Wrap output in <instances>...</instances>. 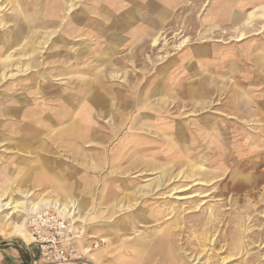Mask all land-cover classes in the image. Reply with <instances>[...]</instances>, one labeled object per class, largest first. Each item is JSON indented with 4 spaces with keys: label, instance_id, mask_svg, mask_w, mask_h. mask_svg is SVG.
<instances>
[{
    "label": "rangeland",
    "instance_id": "374dc122",
    "mask_svg": "<svg viewBox=\"0 0 264 264\" xmlns=\"http://www.w3.org/2000/svg\"><path fill=\"white\" fill-rule=\"evenodd\" d=\"M62 1L0 0V108L62 105L78 110L84 106V83L102 78L118 92L110 95L108 104L125 112L111 106L109 114L92 113L89 120L102 127L104 136H99L106 142L77 145L87 159L73 156L67 145L50 140V135H43L46 143L27 138L28 132L4 130L0 195L6 202H24L19 212L3 213L6 224L26 223L27 208L34 203L61 200L49 193L57 186L72 192L85 211L87 220L81 222L77 201H65L77 205V213L74 209L69 213L74 215V228L84 225L89 235L84 256H77L80 264H96L89 261L88 248L90 254L110 255L119 247L132 260V238L136 242L155 234L146 248L149 264H264V106L257 96L261 65L255 63L264 57V20L255 16L247 39L236 42L229 10L240 9L241 0L233 5L230 0L184 1L165 20L146 7L148 1L162 4L160 0H72L69 15V6ZM220 4L227 17L220 16ZM90 16L92 23L85 26ZM154 19L161 23L159 28L148 23ZM70 21L79 30L71 39L76 44L73 50L88 45L92 61H55L59 26L72 25ZM16 38L19 45H14ZM99 55L108 62L101 65ZM40 69L41 80L48 79L39 86L52 85L51 91L36 90L38 83L30 77H38ZM198 79H205V97L192 94ZM171 136L176 143L172 153L167 149ZM44 144L47 151H42ZM40 165L49 170L39 174ZM22 175L30 176L24 187L18 182ZM39 176L43 187L35 189L32 177ZM19 188L33 193L25 198L14 193ZM149 192L152 195L143 196ZM95 215L100 219H90ZM106 217L117 228L111 235L112 247L111 241H102L106 235L92 227ZM169 226L174 229L173 251L161 255L153 242L166 238Z\"/></svg>",
    "mask_w": 264,
    "mask_h": 264
},
{
    "label": "crops",
    "instance_id": "0c3cea01",
    "mask_svg": "<svg viewBox=\"0 0 264 264\" xmlns=\"http://www.w3.org/2000/svg\"><path fill=\"white\" fill-rule=\"evenodd\" d=\"M160 1L162 2V4L148 1L146 3L147 6L145 5L148 8V13L151 11V15H157L160 20H165V18L169 16L170 12L174 13V11L179 10L182 7V2L184 3V1H186V2L191 3V0H160ZM238 1L239 0H230L227 2H230L231 5H233L234 2H238ZM215 2H216V4H218V2L222 3V0H216ZM261 5H264V0H241L240 4L238 5L240 7V9L231 8V11L236 10L237 13L238 12L242 13V11H243L244 15H249L250 13H253L255 16L260 17L261 14L256 15L255 12H259L258 9H260L259 7H261ZM246 7L247 8L252 7L253 11L249 12L248 9L245 11ZM185 8H187V7L185 6ZM135 9L137 10V12L140 11L139 8H137V6L135 7ZM197 10L199 12H201L199 8ZM197 12H194L193 14L196 15L195 13H197ZM218 12L220 13V16H223L222 4L219 5ZM231 15H232V13L230 12V16ZM58 21L59 20L57 19L55 21V24H57ZM70 22L72 25L67 24L66 26H64L61 24L62 26H59V30H58L59 32L56 36L58 38L56 39V43H55V47H56V49H55L56 55L54 58L55 61L61 60L65 63H67L68 61L70 62L72 59H75V60L87 59L89 61L90 60L92 61L91 56H92V50L93 49L91 48V46H90L91 50L88 49V45L85 46L84 48H82L78 52L73 50L74 47L76 46V44H74V42L71 39L76 37V34L79 32V30H78V27L76 26V24L74 23V21L73 22L70 21ZM91 23H92V18L90 16L89 17V23L85 26H89ZM148 23L150 24V26H152L154 28H159V26L161 25V23H159L156 19L149 20ZM70 41H71V43H69ZM215 43H218V42L216 41ZM8 45L10 48L11 43L9 42ZM152 45H153V43H152ZM61 46H62V48L60 49ZM88 51H90V52H88ZM256 59L258 61L255 63H257V65H259V66L261 65L260 69L258 70L259 75H258V80H257L261 83V87L259 86L257 88V90H258L257 96L260 97V99L262 100V101H260V103H262V105L264 106V57L256 58ZM97 60L101 65H104L108 62V59L104 55H99L97 57ZM24 64L25 63H23L22 65L24 66ZM40 72H41V69L39 70L40 76L38 75V77H36L33 75L30 77L34 81V83H36V82L38 83L37 87L41 84V81H42L41 80V78H42L41 74L42 73H40ZM253 72H255V69H253ZM55 73H56V70H55ZM100 74H101V72H100ZM59 75L60 76L64 75V73H60ZM55 76H56V74H55ZM116 77H118V76H113V78H116ZM46 79H48V78H45L43 80V82L45 81L44 84L46 83ZM182 79L183 80L187 79V76H184V78H182ZM160 80H162V79H160ZM160 80H158V81H160ZM163 80L167 81L166 79H163ZM195 82H198L199 85L197 86V88H196V85L194 86L195 88H194L193 92L197 89L201 90L202 88L206 89V92H207L208 89L206 88V85L202 84V83H205V79H198ZM84 85L86 87V90L84 91V96L82 97V98H84V106L81 108H78V110L77 109L72 110V109L65 107V106H62V105L55 108V109L37 108V109L4 110V109L0 108V130H1L0 131V153L6 152V148H3L4 146H6V144H5L4 139H2L4 137L3 136L4 130L13 129L15 133H18V131L20 130L23 135H25L24 134L25 132H28L29 134L25 135L27 138L37 139L39 141L45 140L46 143L48 142V140H46L45 137H48V135H50L49 136L50 140H52V141L58 140L59 142L64 143V145H67L69 147V149L71 150V154L73 156L79 157L82 159H87L89 157V155L86 154L85 152H83L81 149H79V147H77V145L81 146V145H87V144L95 143L92 140H101L102 142L103 141L106 142L105 137L100 138V136H99L100 134H103V130L101 129L102 127L96 128L94 122H92V120H89L92 117L91 116L92 113L95 110H98L101 114L102 113L104 115L109 114L112 111V109L109 108L111 106L115 107L114 111L119 112V113L125 112V110H120L121 106H118L117 104H108V102L110 101V98H111L110 95L117 96L118 92H114L113 90H111L110 85L108 84L107 81L103 80L102 78L101 79L99 78V79L95 80V82H92V81L87 82V83L85 82ZM37 87H36V90L40 91V92H43V91L48 92V91H51V88H53L52 85L39 86L38 89H37ZM188 90L190 92H192L191 85L188 86ZM27 91H30V90H27ZM52 91L56 92V89L52 90ZM210 93H211V91H210ZM207 94L208 93H206L203 96L205 97ZM198 96L203 97L201 95H198ZM89 108H90V110L88 112ZM81 112L88 113L87 114V116H88L87 121L85 120L86 118H83V119L79 118V115ZM6 114L8 115V117ZM49 115H50V117H49ZM27 117H28V119H27ZM57 118H59V119H57ZM4 119H7V120H4ZM47 120H48V122H47ZM84 121H86V122H84ZM262 121L264 123V108H263V114H262ZM55 124H57L60 127H58ZM82 126H83V128H82ZM79 127H81V130ZM263 128H264V126H263ZM82 129H83V131H82ZM47 131H49L48 134H47ZM79 131H81V132H79ZM84 131H85V133H84ZM43 135H45V137ZM94 136H98V137L95 138ZM7 140L12 142L11 140H13V139H7ZM73 145H75V146H73ZM42 151H47V150H45V144L42 148ZM38 169H39L38 170L39 174H44L47 172V170H49V167L40 165L38 167ZM29 178H30L29 175H22V177L18 180V182L22 183L21 185H23V187H24L25 185H28L30 183ZM32 178L35 180V184H36L35 189H40L39 187H41V186L43 187V185H42V183L44 181L43 178H41L40 176L37 179H36V177H32ZM55 187H56L55 188L56 190H53L52 192H49V193H52L55 195L58 194L60 197H62V199H64V200L58 199L57 201H60V202L66 201L68 203L72 202V201L73 202L77 201L76 199H73V197H72L73 194L69 190H65L62 188L59 189V187H57V186H55ZM14 193H17L19 195L24 196V194H26V193L31 195V193H33V192H31L30 190L25 191L22 188H19V189H16ZM45 193H48V192H45ZM42 194H44V193H42ZM66 202H65V204H66ZM77 203L80 204L78 201H77ZM50 207H51V205L46 207V208H50ZM46 208H43V209H46ZM83 221H85V220H82L81 222H83ZM13 226H14V224H12V223L7 225V227H11V228ZM83 226L84 225H79L73 229V234H75L76 238H74L72 240L70 245L75 250V257L80 256V255L84 256L83 251L85 248L86 241L89 237L88 234L84 233L85 230L82 229ZM1 232L2 231L0 228V264H41V262L38 260V251H37L35 245H33L31 243L30 238L25 239V238L20 237V236L6 237ZM113 236H111L110 238H112V239L109 240V241H111V243L114 241ZM139 238H137L136 242L134 241L135 239H133V238L129 242L130 248H134L132 250L134 251L135 257L132 260H130L131 259L130 255H128V254L124 255V253H122L119 250V247H117V248H115V251L113 253H111L110 255H109V253H106L105 251H100V252L94 253V255L97 256V259H98V261H96V262L92 261L88 255L89 261L98 264V263L108 259L106 264H113L114 261L116 264H128V261H130V262L132 261V263H133V261L135 259H137V258L139 259V256L136 253L142 252L141 248L139 247L140 250L138 248V246H140V244L138 243ZM134 244H136V246H133ZM112 245L113 244H111L110 247H112ZM125 248H126V244H125ZM137 248H138V250H136ZM122 254H123V256H122ZM75 257L72 258V264H80L77 260H75Z\"/></svg>",
    "mask_w": 264,
    "mask_h": 264
},
{
    "label": "bare ground",
    "instance_id": "6f19581e",
    "mask_svg": "<svg viewBox=\"0 0 264 264\" xmlns=\"http://www.w3.org/2000/svg\"><path fill=\"white\" fill-rule=\"evenodd\" d=\"M61 1V0H60ZM81 1V0H80ZM62 2H64L65 4H67V6H69V10H68V15L70 14V13H72V10H73V1L72 0H63ZM4 3V2H3ZM57 6H58V8H62L63 7V5H59V4H57ZM238 6V5H237ZM43 8V7H42ZM180 8V7H179ZM19 10V9H18ZM41 10V9H40ZM231 13H232V15L230 16V20H231V22L233 23V24H235V28L233 27V34H232V38L236 41V42H238V41H244L245 39H247V35L249 34V33H251V27H252V22H253V20H254V17H255V15L253 14V13H250L249 15H244L243 13V11H242V13H237L236 12V10H233V11H231V10H229ZM176 12V11H175ZM247 13V12H246ZM230 14V13H229ZM55 16L57 17V18H59L60 16H59V13H58V11L56 10V14H55ZM54 16V17H55ZM224 16H226L225 14H223V16L222 17H224ZM45 17H47V16H45ZM227 17V16H226ZM260 17L264 20V6L262 7V11H261V15H260ZM66 23V22H65ZM240 23H241V25L242 26H240ZM52 24V23H51ZM64 24V23H63ZM26 25H27V23H26ZM17 26V25H16ZM62 28V27H61ZM43 31V30H42ZM261 31V30H260ZM9 33V32H8ZM261 33V32H260ZM44 35V34H43ZM64 35V34H63ZM8 37V36H7ZM42 37H44V36H42ZM10 38V37H9ZM19 38V37H18ZM22 38V37H21ZM50 38H51V36H49L48 37V40H50ZM1 40V39H0ZM12 40V39H11ZM21 40V39H20ZM24 40V39H23ZM42 40V39H41ZM45 40V39H44ZM254 40V39H253ZM18 39L16 38V40H15V44L14 45H16V44H18ZM51 42H52V40H51ZM218 42V41H217ZM228 42V41H227ZM1 43V42H0ZM8 42H6V44H7ZM20 43H22V41L20 42ZM185 43V42H184ZM29 44V43H28ZM31 44V43H30ZM157 44H158V42L157 41H154L153 42V45L154 46H157ZM19 45V44H18ZM34 45V44H33ZM40 45V44H39ZM59 46V45H58ZM37 47V46H36ZM43 47V46H42ZM182 46L180 45V48H181ZM62 48V46L60 47V49ZM13 49V48H12ZM10 50V49H9ZM36 51V50H35ZM217 52V51H216ZM37 53V52H36ZM9 57V56H8ZM20 57V56H19ZM12 58V57H11ZM40 58V57H39ZM43 58V57H42ZM23 59V58H22ZM29 59V58H28ZM9 61H10V59H9ZM20 63V62H19ZM23 63V62H22ZM42 63H43V61H42ZM28 64H29V62H28ZM11 65H13V64H11ZM20 65H21V63H20ZM25 65V64H24ZM31 65V64H30ZM18 67V66H17ZM20 68H22V67H20ZM19 68V69H20ZM31 68H32V65H31ZM18 69V68H17ZM21 71H23V70H21ZM39 71V70H38ZM18 72H20L19 70H18ZM26 72V71H25ZM37 72V71H36ZM45 72V71H44ZM43 72V73H44ZM38 73V72H37ZM11 75V74H10ZM10 75L8 76V77H10ZM40 76V75H39ZM50 77V76H49ZM163 80V79H162ZM161 80V81H162ZM43 82V81H42ZM45 82V81H44ZM43 82V83H44ZM160 82V81H159ZM163 82H164V80H163ZM179 82V81H178ZM87 83V82H86ZM89 84V83H88ZM96 84V83H95ZM159 84H161V83H159ZM158 84V85H159ZM161 85H164V84H161ZM177 85V84H176ZM91 86V85H90ZM98 86V85H97ZM172 86V85H171ZM162 87V86H161ZM99 89V88H98ZM159 91H160V89H159ZM138 93V92H137ZM207 92H206V89H204V88H202L201 90H195L194 92H192V94H196V95H201V96H203V95H205ZM117 94V93H116ZM131 94V93H130ZM154 94V93H153ZM129 97V96H128ZM115 106V105H114ZM93 107V106H92ZM118 109V108H117ZM89 110H90V108L88 109V112H89ZM121 110V109H120ZM151 110V109H150ZM188 110V109H187ZM84 111V110H83ZM42 112V111H41ZM40 113V112H39ZM119 113V112H118ZM79 114V113H78ZM87 114L88 113H85V112H81L80 113V115H79V118H86L85 120H87L88 119V116H87ZM4 115V114H3ZM7 115V114H6ZM91 115V114H90ZM89 115V116H90ZM173 115V114H172ZM47 116V115H46ZM7 117H8V115H7ZM49 117H50V115H49ZM54 118V117H53ZM27 119H28V117H27ZM49 119V118H48ZM57 119H59V118H57ZM9 120V119H8ZM74 120V119H73ZM46 121V120H45ZM47 122H48V120H47ZM50 122V121H49ZM53 122V121H52ZM62 122V121H61ZM84 122H86V121H84ZM51 123V122H50ZM78 123V122H77ZM58 124V123H57ZM57 124H55V125H57ZM92 124V123H91ZM90 124V125H91ZM54 125V126H55ZM94 125V124H93ZM58 126V125H57ZM56 126V127H57ZM58 127H60V126H58ZM64 127V126H63ZM65 128V127H64ZM63 128V129H64ZM80 128V130H81V127H79ZM82 128H83V126H82ZM94 128V127H93ZM61 129V128H60ZM79 130V129H78ZM77 130V131H78ZM1 131V130H0ZM82 131H83V129H82ZM79 132H81V131H79ZM60 133V132H59ZM70 133V132H69ZM76 133V132H75ZM84 133H85V131H84ZM88 133V132H87ZM77 135V134H76ZM68 136V135H67ZM103 136H104V134H103ZM106 136H108V137H110L109 135H106ZM167 136V135H166ZM7 137V136H6ZM76 137V136H75ZM65 138V137H64ZM91 138V137H90ZM103 138V137H102ZM3 139V138H2ZM77 139V138H76ZM171 140H169L170 142L168 143V145H167V149H168V152H171V150H173V148H176V143H175V139H174V137L173 136H171V138H170ZM86 140V139H85ZM89 140V139H88ZM70 141V140H69ZM77 141V140H76ZM83 142V141H82ZM75 143V142H74ZM103 143H104V141H103ZM72 145V144H71ZM73 146H75V145H73ZM162 147V146H161ZM120 148H122V145L120 146ZM163 153V152H162ZM172 153V152H171ZM230 154V153H229ZM171 157V156H170ZM187 158V157H186ZM226 159V158H225ZM262 162V161H261ZM260 163V162H259ZM259 165V164H258ZM43 169V168H42ZM173 181V180H172ZM20 191V190H19ZM66 192V191H65ZM68 193V192H67ZM71 194V193H70ZM29 195L30 194H24V196L23 197H25V198H28L29 197ZM147 195H152V192L150 193H146V194H144L143 196H147ZM153 195H154V193H153ZM24 202H21V203H18V204H15V203H13V202H6V200L4 199V197L3 196H1L0 195V216H2L1 217V219H0V221H2V225H0V228H1V233L4 235V236H6V237H10V236H20V237H23V238H25V239H29L30 238V235L28 234V232H27V230H26V227H25V223H22V224H15L12 228L11 227H7V224H6V222L8 221V217H6L5 216V214H3L6 210H8V209H14L16 212H19V207H20V205L21 204H23ZM52 206V207H57V208H62L64 211H66V212H68V213H70L71 212V210L72 209H74V213L76 212L77 213V205H76V203H72L71 205H68L67 203L66 204H63L62 202H60V201H57V200H42V201H40V202H38V203H34V204H32V206H30V208L28 207L27 208V211H29V212H36V211H39V210H41V209H43V208H46V207H48V206ZM63 205V206H62ZM114 206V205H113ZM78 207H79V210H78V213L80 214V216H81V218L83 219V220H87L86 219V216H85V211L83 210V206H82V204L80 203V204H78ZM160 215V214H159ZM146 218V217H145ZM90 219H92V220H97V219H100L99 217H98V215H95V216H93V217H91ZM111 219V217H106V219H105V221H103L102 223H94L93 225H92V227H93V230L95 231V232H97L98 234H105L106 235V238H103L102 239V241L103 242H107L108 240H110V239H112V238H110L111 237V235L114 233V229H117V228H114V226L113 225H111V223H109V220ZM134 221V220H133ZM180 224V222L178 223V224H176V226H178ZM9 225V224H8ZM198 226H200V225H198ZM164 231V230H163ZM167 231H168V236H165L166 238H159V239H156L154 242H153V240H152V242L154 243V244H156L157 243V249H158V253H160L161 255H167V256H170L172 253V251H173V249L171 250V247H170V238L171 237H175L174 236V229L172 228V226H169V228L167 229ZM165 233V232H164ZM162 234H163V232H162ZM220 234V233H219ZM156 235V234H155ZM155 235H150V236H142V237H140L138 240H139V242H140V247H142L141 248V251L142 252H140V253H136L138 256H139V259L137 258V259H135L134 261H133V263H132V261L130 262V261H128V264H149V261L147 260V258H146V248H148L149 246H150V242H148V240L149 239H152V236H155ZM163 237V236H162ZM174 242V241H173ZM112 244V243H111ZM174 244V243H173ZM172 246V245H171ZM180 248V247H179ZM151 249V248H150ZM152 250H153V247H152ZM151 250V251H152ZM85 251L87 252V254L89 255V257H90V259L92 260V261H94V262H96V261H98V259H97V256H95L94 254H90V252H91V250H89V249H85ZM156 251V250H155ZM177 251H179V250H177ZM177 251H176V253H177ZM157 253V254H158ZM159 254V255H160ZM115 255V254H114ZM125 255V254H124ZM122 256H123V254H122ZM125 258V257H124ZM178 258H179V256H178ZM185 262V261H184ZM151 263V262H150ZM113 264H116L115 263V261L113 262ZM174 264H175V262H174Z\"/></svg>",
    "mask_w": 264,
    "mask_h": 264
},
{
    "label": "built area",
    "instance_id": "2783aa9c",
    "mask_svg": "<svg viewBox=\"0 0 264 264\" xmlns=\"http://www.w3.org/2000/svg\"><path fill=\"white\" fill-rule=\"evenodd\" d=\"M28 214L25 227L41 264H72L75 250L70 243L76 238L73 234L74 215L57 207Z\"/></svg>",
    "mask_w": 264,
    "mask_h": 264
}]
</instances>
